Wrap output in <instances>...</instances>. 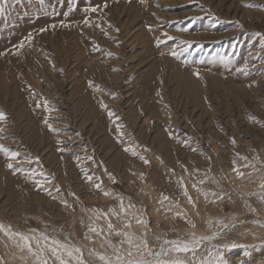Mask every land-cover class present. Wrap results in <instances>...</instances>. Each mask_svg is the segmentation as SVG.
<instances>
[{
  "label": "rangeland",
  "instance_id": "obj_1",
  "mask_svg": "<svg viewBox=\"0 0 264 264\" xmlns=\"http://www.w3.org/2000/svg\"><path fill=\"white\" fill-rule=\"evenodd\" d=\"M3 1L0 145L17 160L0 152V224L88 259L105 251L88 226L119 229L109 210L123 197L147 221L132 231L156 251L218 233L195 257L178 255L264 264V202L253 195L264 191V0ZM16 248L0 233L4 264H33Z\"/></svg>",
  "mask_w": 264,
  "mask_h": 264
},
{
  "label": "snow or ice",
  "instance_id": "obj_2",
  "mask_svg": "<svg viewBox=\"0 0 264 264\" xmlns=\"http://www.w3.org/2000/svg\"><path fill=\"white\" fill-rule=\"evenodd\" d=\"M141 2H143V0H141ZM41 3H43V0H41ZM105 7H107V5H105ZM90 10L93 12L96 11L95 8ZM4 11L5 9L0 7V16L4 14ZM86 11L88 10L86 9ZM85 23H88V21H85ZM44 30L45 29H41V31ZM165 35L167 34L165 33ZM27 39L31 41L32 36L29 35ZM168 39H172V37H168ZM159 44L160 41L157 40V46H159ZM262 46H264V41H262ZM23 47L24 44L21 43L19 48ZM173 55H175V53H173ZM196 75H198V73ZM101 107L106 108L107 106L101 103ZM112 115L113 113L110 112L109 116L111 117ZM5 118V115L0 112V121ZM250 119L253 118L250 117ZM49 128H51L50 125ZM117 130L119 131V128ZM0 132H3L2 128H0ZM235 143L236 141L233 139L232 144L235 145ZM192 150L196 151V149ZM125 151H130L133 156L137 155V153L130 148H126ZM0 152H3L4 155L11 161L17 160V153L9 152V150L3 145H0ZM140 159L143 160L145 164L149 163V161L143 156H141ZM241 159H246V157H241ZM233 164V170L236 172L237 176L243 177L244 173L240 172L239 169L235 167V161H233ZM7 166L9 169L13 168L12 163H9ZM85 175L88 181L92 180L91 176H87V174ZM109 178L114 179L111 176ZM141 178L143 179L142 176ZM36 183L38 185L41 184L40 181H36ZM179 183L183 187L184 181L182 179ZM199 183L203 184L204 180H200ZM95 187L98 190L101 189L100 184H96ZM193 187H196V185H193ZM260 188L264 190V180L261 181ZM197 190L199 191V189ZM49 194L51 195V193ZM70 195H74V193H70ZM104 195L109 196L111 193L105 191ZM183 195L188 198L189 203H192V198L189 196L186 187L183 188ZM212 195L215 196L216 193H212ZM253 195H259L260 200L264 202V191H261L259 194L253 193ZM116 198L120 202L119 212L114 209H110L109 213L112 216H116L120 220L121 227L119 229L116 228L113 223L108 220L107 231L105 232L103 228L98 229L93 224H90L88 226V231L95 234L96 237L101 238L99 246L105 251L101 253L94 248H90L87 250L88 259H85V252L81 247L71 244V242H62L59 239L50 238L48 235L43 233H34L29 235L14 232L10 227H6L3 224H0V233H3L6 237H8V239L11 240L22 253L26 251L28 256L32 258L33 264H189L188 261L181 258L178 254L192 253L193 257H195L198 248L204 241H210L217 238L218 233L200 237H196V235L193 234L189 240H164L160 250L156 251L149 244L147 231H144L141 235H137L134 231H132L133 221H135L136 225H140L144 229H147V221L144 220L142 216H138L136 211H133V209H135V205L129 203L126 206L124 204L123 197ZM168 199L169 197L162 196L161 203ZM220 199H223V197L221 196ZM63 203L67 206L66 201H63ZM252 211H255V209H252ZM95 215L97 218L102 215L107 218V214L104 213L97 212ZM211 223L212 222L209 221V226H211ZM217 224L222 228L228 227V225L224 224L222 221H217ZM192 227H195V225L193 224ZM261 227H264V225H261ZM112 236L120 237V240L117 243H113L111 239ZM84 238L92 243L96 242L87 234H85ZM225 247L228 246L226 245ZM231 247L235 248L237 245L232 244ZM109 249L111 250L110 253L108 252ZM173 253L177 255H172ZM165 257L168 258L165 259ZM21 258L23 259V257ZM217 258L221 260L223 259L219 251L213 252L211 249H208L207 256L199 261L193 259L191 264H216ZM0 264H4V262L0 260Z\"/></svg>",
  "mask_w": 264,
  "mask_h": 264
},
{
  "label": "bare ground",
  "instance_id": "obj_3",
  "mask_svg": "<svg viewBox=\"0 0 264 264\" xmlns=\"http://www.w3.org/2000/svg\"><path fill=\"white\" fill-rule=\"evenodd\" d=\"M245 176H246V175H245ZM147 186H148V185H147ZM242 186H243V185H242ZM151 194H152V193H151ZM153 194H154V193H153ZM245 220H246V219H245ZM134 228H135V227H134ZM136 228H137V227H136ZM142 229H143V228H142ZM138 230H139V229H138ZM138 230H137V231H138ZM140 231H141V230H140ZM138 233H139V232H138ZM138 235H139V234H138ZM10 246H11V245H10ZM5 247H6V246H5ZM11 248H12V247H11ZM13 248H14V247H13ZM16 249H17V248H16ZM7 251H8V250H7ZM17 251H18V250H17ZM11 256H12V254H11ZM16 256H17V255H16ZM25 256H26V255H25ZM25 256H24V257H25ZM14 257H15V256H14ZM13 259H15V258H13V257H10V258H9V260H11V263H12V264H13ZM31 260H32V259H31ZM28 261H29V259H28ZM16 262H17V261H16ZM18 263H19V262H18ZM25 264H26V263H25Z\"/></svg>",
  "mask_w": 264,
  "mask_h": 264
},
{
  "label": "trees",
  "instance_id": "obj_4",
  "mask_svg": "<svg viewBox=\"0 0 264 264\" xmlns=\"http://www.w3.org/2000/svg\"><path fill=\"white\" fill-rule=\"evenodd\" d=\"M2 5H4V2H3V0H0V7H2ZM1 26H3V25H1Z\"/></svg>",
  "mask_w": 264,
  "mask_h": 264
}]
</instances>
